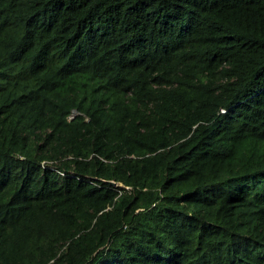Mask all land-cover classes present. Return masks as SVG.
<instances>
[{"label": "trees", "instance_id": "16d2710c", "mask_svg": "<svg viewBox=\"0 0 264 264\" xmlns=\"http://www.w3.org/2000/svg\"><path fill=\"white\" fill-rule=\"evenodd\" d=\"M0 264H264V0H0Z\"/></svg>", "mask_w": 264, "mask_h": 264}]
</instances>
